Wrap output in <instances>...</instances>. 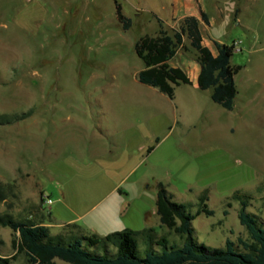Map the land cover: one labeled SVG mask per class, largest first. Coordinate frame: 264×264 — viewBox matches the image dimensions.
Masks as SVG:
<instances>
[{
  "label": "rangeland",
  "instance_id": "374dc122",
  "mask_svg": "<svg viewBox=\"0 0 264 264\" xmlns=\"http://www.w3.org/2000/svg\"><path fill=\"white\" fill-rule=\"evenodd\" d=\"M201 5L211 18L206 38L235 46L233 109L215 102L212 88L182 83L170 98L138 79L145 63L136 42L173 34L181 22L171 14L199 12L197 4L0 0V215L35 218L53 234L153 229L180 247L184 239L157 212L163 183L194 214L207 193L214 213L192 222L200 243L222 247L229 238L243 249L241 239L251 240L236 193L249 196L247 211L264 228V0ZM18 235L0 224L1 257L15 254Z\"/></svg>",
  "mask_w": 264,
  "mask_h": 264
},
{
  "label": "trees",
  "instance_id": "16d2710c",
  "mask_svg": "<svg viewBox=\"0 0 264 264\" xmlns=\"http://www.w3.org/2000/svg\"><path fill=\"white\" fill-rule=\"evenodd\" d=\"M117 17L124 29L131 27L132 19L123 13L120 3H117ZM201 19L210 24L206 11H201ZM185 36L201 66L199 88H212V99L226 109H233L238 94L234 76L241 68L231 64L235 46L205 38L200 19L195 15L184 17L173 34L160 29L156 35L147 34L136 42L135 50L145 63L137 74L139 81L158 88L170 98L175 96L176 85L192 83L181 66L170 64L178 47H185ZM4 196L0 185V198ZM234 197L241 201L239 218L251 236V240L241 239L243 249L229 238L222 247L200 243L194 236L192 222L201 212L214 213L206 202L207 193L200 197V208L194 214L187 210L185 203L175 201L166 186L159 183L157 212L161 223L184 239L182 246L171 244L165 235L157 236L153 229L125 228L103 238L77 236L71 232L53 234L48 225L35 218L16 219L10 214H1L0 224L9 226L19 235L13 241L15 254L0 256V264H13L12 260L19 253L26 256L27 264H56V258L71 264H264V228L257 225L256 215L247 211L249 196L236 193ZM139 244L146 248L144 257L139 255ZM155 244L162 246L160 253L151 250Z\"/></svg>",
  "mask_w": 264,
  "mask_h": 264
},
{
  "label": "crops",
  "instance_id": "0c3cea01",
  "mask_svg": "<svg viewBox=\"0 0 264 264\" xmlns=\"http://www.w3.org/2000/svg\"><path fill=\"white\" fill-rule=\"evenodd\" d=\"M203 1L204 0H188L189 3L191 2L194 5L195 4L199 5V7H200L199 12H191V13H184V14H178L176 12H173V14H171V16H170V20L174 21L175 23H180L184 17H186L188 15H195L200 19V27H201L203 36L206 38L204 29L208 26V24H206L205 21H203L201 19V11L202 10L205 11L201 5V2H203ZM209 19H210V23H211V18L209 17ZM171 26L173 27L174 25L171 24ZM219 42H221V41H219ZM206 43L208 44V42H206ZM184 44H185L186 48L183 46H179L176 55L174 56V58H172L170 60V64L173 66H181L186 71V73L190 76L192 84L199 87L198 76H199V73L201 70V66L197 60L196 53H194L195 55H193V56L189 54V52H191V51L195 52V50L191 46L190 40L188 39L187 36H185V38H184Z\"/></svg>",
  "mask_w": 264,
  "mask_h": 264
},
{
  "label": "built area",
  "instance_id": "2783aa9c",
  "mask_svg": "<svg viewBox=\"0 0 264 264\" xmlns=\"http://www.w3.org/2000/svg\"><path fill=\"white\" fill-rule=\"evenodd\" d=\"M48 202H49V204H51L52 203V199L48 198Z\"/></svg>",
  "mask_w": 264,
  "mask_h": 264
}]
</instances>
